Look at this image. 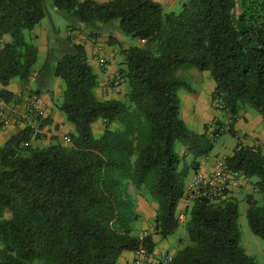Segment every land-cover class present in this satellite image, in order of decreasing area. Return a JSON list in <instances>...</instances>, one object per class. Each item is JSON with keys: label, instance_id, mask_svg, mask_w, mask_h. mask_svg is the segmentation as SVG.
Here are the masks:
<instances>
[{"label": "trees", "instance_id": "obj_1", "mask_svg": "<svg viewBox=\"0 0 264 264\" xmlns=\"http://www.w3.org/2000/svg\"><path fill=\"white\" fill-rule=\"evenodd\" d=\"M52 3L92 34L105 25L143 42L109 40L121 46L119 81L128 86L123 100L97 96L99 76L84 44L70 37L50 47L53 74L65 83L60 109L76 130L67 146L57 138L35 145L25 128L0 147V264H117L125 250L155 247L152 233L134 232L141 217L136 194L157 204L155 233L166 238L180 224L177 207L189 170L177 141L194 154L196 168L197 157L208 156L224 132L222 125L212 132L206 125L203 133L188 127L179 90L191 86L180 70L208 71L213 100L223 101L221 110L232 120L247 106L264 120V0H184L179 12H166L155 0ZM0 13V35L9 36L0 49L6 87L33 74L38 48L26 32L43 20L46 6L44 0H0ZM12 98L0 89V103ZM98 119L105 129L96 136ZM239 144L226 161L256 178L261 200L247 196V219L264 238V152ZM227 191L216 200L193 201L185 222L191 243L168 264H258L240 244L238 201Z\"/></svg>", "mask_w": 264, "mask_h": 264}, {"label": "crops", "instance_id": "obj_2", "mask_svg": "<svg viewBox=\"0 0 264 264\" xmlns=\"http://www.w3.org/2000/svg\"><path fill=\"white\" fill-rule=\"evenodd\" d=\"M97 1L107 2L110 0ZM155 1L159 2L167 11H174L173 7L176 5L177 1H180L181 4L183 3V0ZM66 17L67 19L72 20L71 25L78 26L81 29L87 28L79 34L77 33L78 31H74L73 33L77 34L76 36L71 37V39L76 43L84 44L86 47L89 62L99 76V86L96 89L97 96L100 99H125L128 92V86L126 83L119 81L118 74L120 63L123 61L121 58H123V56L120 57L119 50H117L115 44H110V37L94 35L91 33V28L85 27L84 24L70 19L67 15ZM99 26L101 27L102 24ZM30 34L31 38L34 40L32 41L38 48V57L41 50L47 53L46 62L39 68H35L34 65L33 74L28 81H22L15 78L6 87L0 84V89L5 88L13 95L11 100L7 102L1 101L0 103V147L11 136L26 128L25 125L19 121L18 114L23 112L29 103V91L37 92L40 96L37 114L41 123V131L37 135H33V143L38 146H46L57 138L60 143L67 146L70 144V134L76 130V127L67 119L66 114L60 109L61 98L64 94L63 80L53 74L55 59L51 57L49 58L50 46L48 42V35H44L42 32L38 31L37 28L31 30ZM110 35L127 44L126 38H124L119 31L118 34L115 31ZM8 40L9 36L7 34L0 35V49ZM134 40L138 45L143 42L138 38H134ZM96 47L100 48V55L107 59V64L103 67L99 65L96 59L91 57V52L93 48ZM189 71H191L190 75L195 78H198L201 74L208 76L209 79L211 78L208 71L200 72L197 68H192ZM210 82L211 88L208 92L209 98L207 102L209 101L210 105L213 107L212 94L215 89V83L212 81ZM203 92V90L191 87V90H185V92L181 94L182 115L190 129L203 133L205 131V126L209 125L208 132H212L213 130L215 131L217 126L222 125L225 128L224 132L228 131L229 128H232V130L236 133V135L231 133L236 139V145L238 142H242L244 145L251 146L256 142L264 141V120L260 114H254L252 111L244 109L240 110L239 115L235 120H232L230 114L225 111L219 110L212 112L207 103L205 104ZM5 115L12 118V121L8 124L3 123V117ZM104 129L105 123L103 119H98L93 123V130L95 134H102ZM179 147V154L184 156L183 160L189 170L186 182L198 174H210L219 166L222 160H226L234 153L233 151L232 154L223 158H220L219 155L214 157L210 153L206 156V158L196 159L198 164L196 168H193V163L195 162L194 154L187 153V148L183 143ZM190 168H192V170H190ZM251 182L253 181L245 178L244 176L232 180L228 184L226 197L236 198V194L248 191L252 187V189L256 191L254 183L251 184ZM249 194L250 192H247V195ZM135 196L138 202L137 209L139 213H141V219L145 220L142 230L146 234L152 233V237L155 242V247L152 253L156 258H159L161 252H168L175 255L176 251L173 252L169 250L170 243L168 237L164 238L160 234L153 231V224L151 221L154 220L156 216L157 204L150 201L145 195L136 194ZM192 203L193 200H187L184 197L179 201L177 215L180 218V222H185L188 219V210ZM134 255L133 251L125 250L119 258L117 264L130 263L133 260Z\"/></svg>", "mask_w": 264, "mask_h": 264}, {"label": "rangeland", "instance_id": "obj_3", "mask_svg": "<svg viewBox=\"0 0 264 264\" xmlns=\"http://www.w3.org/2000/svg\"><path fill=\"white\" fill-rule=\"evenodd\" d=\"M44 3L46 6V16L43 18V20L35 28H37V30L42 32L44 35H48V39H49L48 42H49V46L51 48L52 47L58 48L60 46V41H62V40L66 41L67 38L76 36L77 33L79 34L83 31H85V29H87V28L81 29L78 26L71 25L72 20L67 19L66 15L64 13L57 10L55 8V6L53 5L52 0H44ZM181 8H182L181 2L177 1L176 5L173 7V10L175 12H179L181 10ZM163 9L166 12H169L165 8H163ZM74 31H78V32L73 33ZM115 31L118 34V30H116L115 28L104 25L102 27V29L99 31V33L102 36L111 38L113 36L110 34H113ZM26 36H27V38L31 37V34L29 31L26 32ZM122 36H124V38H126L127 45H132V44L135 45L136 44V41L134 40V38L127 36L125 34H122ZM115 47L117 48V50H119L120 57H122V54L120 53V48H121L120 44H115ZM46 57H47V53L45 51L41 50L39 52L38 61L35 64V68H39L41 65L45 64ZM121 59H123V58H121ZM191 69L192 68L182 69V70H180L179 75L185 81H187L191 87H194L195 89H200V90L204 91L203 92V98H204L205 104L207 103V105L209 106V108L212 112H216V111L221 110L217 106L216 101L213 100V107L210 105L209 101L207 102V100L209 98L208 92H209V89L211 88V82L210 81H212L214 83L212 77L209 79L208 76L201 74L198 78H195L194 76L190 75L191 71H189V70H191ZM202 72H204V71H202ZM204 74H207V73H204ZM209 76H211V75H209ZM17 79H19V78H17ZM62 82H63V91H64L65 90V83H64V81H62ZM185 90H187V89L181 88L179 90L180 97H181V94L185 92ZM62 102H63V96L61 98V103ZM247 110L252 111L254 114H259L254 108H252L250 106H247ZM221 111H225V110H221ZM95 135L99 136V134H97V133ZM53 142H55V141H53ZM181 144H182V142H180V141H177V143H176V150L178 153L180 150L179 146ZM235 146H236L235 137L229 131H225V132L219 134L217 136V138H215L213 140V148H212L210 153L214 157L219 155L220 158H223L225 156L232 154ZM203 158H206V157H204V156L197 157V159H203ZM185 165L186 164L183 160L182 166H185ZM190 170H192V168H190ZM252 180L255 181L256 178L254 177ZM251 184H253V182H251ZM252 188L248 191H244V192H240V193L236 194V199L238 201V206H239V227H240V232H241L240 244L246 250V252L249 255L253 256L256 259L258 264H264V238L254 234L251 231L249 224H248V219H247V209L249 206V204L247 202V196H248L247 192H250V194H253L255 198L261 200L260 194L257 191L253 190ZM130 191H131V193H134L133 187H130ZM144 222H145V220L141 219V217H140V219L135 223V230H134L135 233H137L139 235L146 234L142 230V226H143ZM151 222L153 224L154 220H152ZM185 222L181 221L178 228L175 230V232L168 236V240L170 243V246H169L170 251H173V252L176 251L177 252L179 249H181V248H183L186 245L191 243Z\"/></svg>", "mask_w": 264, "mask_h": 264}, {"label": "built area", "instance_id": "obj_4", "mask_svg": "<svg viewBox=\"0 0 264 264\" xmlns=\"http://www.w3.org/2000/svg\"><path fill=\"white\" fill-rule=\"evenodd\" d=\"M1 14V13H0ZM91 57L96 59L100 66H105L107 64V59L100 55V48H93L91 52ZM29 103L23 112L18 114L19 121L22 122L26 128L33 131L34 135H37L41 131V123L38 119L37 108L40 103V96L37 92H28ZM217 106L223 109L224 104L222 100L216 101ZM12 121V118L5 115L3 117V123L8 124ZM219 130L224 131L225 128L222 126ZM240 143L238 148H242L244 144ZM253 151L264 150V141L256 142L251 145ZM243 176L240 171L231 168L226 160H222L219 166L212 171L210 174H198L186 182L184 190V198L187 200H195L200 198H206L210 200H216L225 196L228 189V184L239 177ZM146 234L141 235V237ZM134 258L128 264H168L170 263L174 255L168 252H161L159 258L149 251L146 246L141 244L134 251Z\"/></svg>", "mask_w": 264, "mask_h": 264}]
</instances>
